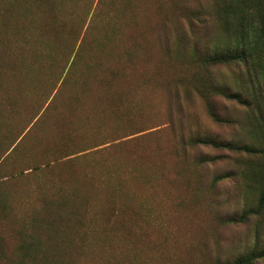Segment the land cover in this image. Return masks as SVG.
Masks as SVG:
<instances>
[{"label": "rangeland", "instance_id": "rangeland-1", "mask_svg": "<svg viewBox=\"0 0 264 264\" xmlns=\"http://www.w3.org/2000/svg\"><path fill=\"white\" fill-rule=\"evenodd\" d=\"M212 4L0 0V264H216L253 247L251 224L224 221L244 204L239 182H215L231 162L201 165L221 153L191 142L231 137L211 102L248 116L193 59L228 43Z\"/></svg>", "mask_w": 264, "mask_h": 264}, {"label": "trees", "instance_id": "trees-1", "mask_svg": "<svg viewBox=\"0 0 264 264\" xmlns=\"http://www.w3.org/2000/svg\"><path fill=\"white\" fill-rule=\"evenodd\" d=\"M212 10L228 43L224 47L215 41L207 47L197 44L193 59L211 74L204 82L209 95H218L239 107L236 109L247 111L248 116L241 118L211 102L210 117L220 126L232 127V135L224 139L208 134L191 142L221 153L204 157L201 165L231 162L233 169L216 176L215 182H239L240 202L244 204L224 221L251 224L253 228L254 244L249 251L236 257H218L215 263L258 264L264 260V0H213ZM187 21L192 33L207 23L203 15ZM226 65L238 69L240 80L219 85L212 70Z\"/></svg>", "mask_w": 264, "mask_h": 264}]
</instances>
